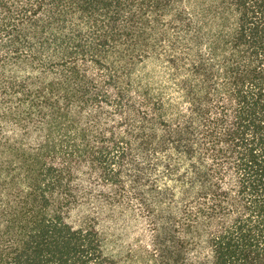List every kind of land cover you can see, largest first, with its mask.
Listing matches in <instances>:
<instances>
[{"label": "trees", "instance_id": "obj_1", "mask_svg": "<svg viewBox=\"0 0 264 264\" xmlns=\"http://www.w3.org/2000/svg\"><path fill=\"white\" fill-rule=\"evenodd\" d=\"M100 220L264 264V0H0V264H120Z\"/></svg>", "mask_w": 264, "mask_h": 264}, {"label": "rangeland", "instance_id": "obj_2", "mask_svg": "<svg viewBox=\"0 0 264 264\" xmlns=\"http://www.w3.org/2000/svg\"><path fill=\"white\" fill-rule=\"evenodd\" d=\"M161 70L153 64H148L137 70L136 76L154 90L163 85ZM122 222L99 221L101 240L107 255L119 260L120 264H142L139 250L143 244L138 240V230L135 227H123Z\"/></svg>", "mask_w": 264, "mask_h": 264}]
</instances>
